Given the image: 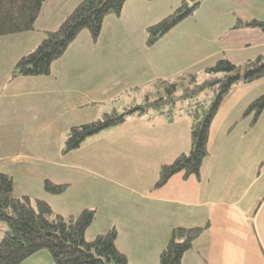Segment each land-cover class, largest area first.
Returning <instances> with one entry per match:
<instances>
[{
  "label": "crops",
  "instance_id": "obj_1",
  "mask_svg": "<svg viewBox=\"0 0 264 264\" xmlns=\"http://www.w3.org/2000/svg\"><path fill=\"white\" fill-rule=\"evenodd\" d=\"M146 5L127 0L120 15L104 18L95 43L80 32L46 76L10 79V71L60 24L63 4L38 17L33 30L0 37V170L12 176L15 196L44 199L64 216L93 209L87 230L97 221L96 235L116 228L128 264H158L174 226L205 224L181 264H264V109L253 125L252 113L244 115L264 94L254 92L261 79L238 84L223 99L199 178L176 174L151 189L160 165L190 148L184 114L172 122L131 115L60 153L68 127L98 118L121 100L126 108L142 104L153 82L175 76L169 61L150 57L144 46L150 22L141 31L131 28L145 18ZM45 179L67 187L51 194ZM20 264H52V258L41 250Z\"/></svg>",
  "mask_w": 264,
  "mask_h": 264
},
{
  "label": "trees",
  "instance_id": "obj_2",
  "mask_svg": "<svg viewBox=\"0 0 264 264\" xmlns=\"http://www.w3.org/2000/svg\"><path fill=\"white\" fill-rule=\"evenodd\" d=\"M44 1L0 0V37L33 30ZM126 2L79 1L57 28L45 31L41 41L15 62L10 79L48 75L51 65L63 56L80 32L87 31L95 43L104 18L111 14L120 15ZM200 2L181 0L168 15L147 26L144 46L152 47L176 24L192 15ZM231 29H255L264 33V20L236 17ZM203 72L205 76L198 83L197 75L193 73L180 74L174 82L156 80L152 90L157 97L146 95L142 110L134 111L133 107L118 110L113 107L90 122L68 127L60 153L79 149L87 140L120 126L131 115L172 122L179 115H175L176 110H180L189 124L190 148L179 153L170 163L160 165L158 178L151 189L161 188L176 174H181L183 179L189 176L199 178L203 161L209 154L210 127L223 99L238 84L264 78V55L248 59L243 69L228 58L221 57L205 67ZM187 80L182 95L177 96L178 82L183 85ZM199 95L203 97L197 98ZM263 109L264 94L245 108L244 115L252 113L250 125L257 121ZM13 186L12 176L0 170V264H20L41 250L49 252L52 264H128L125 253L116 245V228L111 227L92 240L85 239V232L95 218L93 209L84 208L75 215L64 216L44 199L15 196ZM43 187L51 194H60L67 185L45 179ZM207 226H174L159 253L158 264H181L183 254L193 247L194 240Z\"/></svg>",
  "mask_w": 264,
  "mask_h": 264
},
{
  "label": "rangeland",
  "instance_id": "obj_3",
  "mask_svg": "<svg viewBox=\"0 0 264 264\" xmlns=\"http://www.w3.org/2000/svg\"><path fill=\"white\" fill-rule=\"evenodd\" d=\"M77 1L81 0H47L44 7L41 8L39 17L46 11L56 10L59 4L65 6L64 13L68 14L77 5ZM180 1L146 0L148 5L143 7L145 18L142 22L134 23L131 28L141 31L140 26L143 22H150L149 25L158 22L168 15ZM236 17L243 20L252 18L264 20V0H201L194 13L163 35L157 43L148 49V54L152 58L161 57V63L169 61L168 71H173L175 76L168 77L167 80L172 82L177 81L176 77L183 73L186 75L196 74L197 83L202 81L205 76L204 68L211 66L221 57L228 58L243 69L248 59L258 54L264 55V33L255 29L232 30L231 26ZM143 40L145 41V37ZM186 82L188 80L183 85L178 82L177 96L182 95L184 87L187 86ZM255 86L256 91L254 89V92L264 91V79L255 83ZM146 93H149L150 98L157 97L152 89H148ZM146 93L140 96H145ZM201 97L203 95H199L197 98ZM135 103L129 104L134 105ZM138 105L141 104L135 106ZM116 106L122 110L127 105H124L121 100L116 102ZM178 114H182V111L176 110L175 115ZM64 137L63 133V141ZM98 226L99 221L86 231V240H92L95 237L94 232Z\"/></svg>",
  "mask_w": 264,
  "mask_h": 264
},
{
  "label": "water",
  "instance_id": "obj_4",
  "mask_svg": "<svg viewBox=\"0 0 264 264\" xmlns=\"http://www.w3.org/2000/svg\"><path fill=\"white\" fill-rule=\"evenodd\" d=\"M142 109H143V105L142 104L141 105H138V106H135L133 108L134 111H139V110H142Z\"/></svg>",
  "mask_w": 264,
  "mask_h": 264
}]
</instances>
